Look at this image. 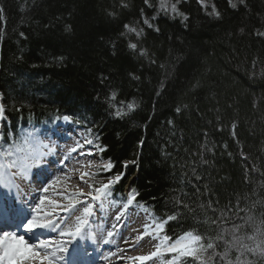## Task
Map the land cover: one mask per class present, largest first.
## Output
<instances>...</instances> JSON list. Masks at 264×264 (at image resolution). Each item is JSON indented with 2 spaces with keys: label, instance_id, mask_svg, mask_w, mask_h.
Listing matches in <instances>:
<instances>
[{
  "label": "trees",
  "instance_id": "trees-1",
  "mask_svg": "<svg viewBox=\"0 0 264 264\" xmlns=\"http://www.w3.org/2000/svg\"><path fill=\"white\" fill-rule=\"evenodd\" d=\"M170 3L183 15L159 0H0L1 134L70 116L114 165L96 181L123 173L114 196L135 189L155 216L175 215L173 239L214 237L221 212V227L252 234L264 226V0Z\"/></svg>",
  "mask_w": 264,
  "mask_h": 264
},
{
  "label": "snow or ice",
  "instance_id": "snow-or-ice-1",
  "mask_svg": "<svg viewBox=\"0 0 264 264\" xmlns=\"http://www.w3.org/2000/svg\"><path fill=\"white\" fill-rule=\"evenodd\" d=\"M199 2L202 7L207 8L205 0ZM144 3L149 4V0H144ZM229 3L236 7L232 0ZM159 11L183 15L170 0H159ZM209 14L219 15L214 5ZM184 18L187 19V16ZM144 23L152 27L147 19ZM125 28L139 35L134 27L125 25ZM129 47L134 51L137 49L136 43L130 42ZM115 99L116 94L113 93L111 100ZM127 107L131 110L134 105L130 103ZM179 111L177 108V112ZM115 114L120 116L123 112L117 108ZM3 119H6L5 108L0 104V120ZM63 120L71 122L72 118L64 116ZM55 134L60 135L59 130ZM85 145H93L100 152L105 150L99 144H94L92 139L85 138L83 141H76L62 158L49 161L47 157L55 155V146L49 147L32 133L20 137L0 134V188L8 191L15 189L19 193L23 191V182L32 193H40L31 203L23 201L19 208H13L10 215L0 219V264H85L83 258L89 253L82 248V243L91 241L96 245L97 251L101 245H110L113 238L120 235V221L124 220L127 226L136 209L145 213L146 222L143 224V232L132 229L138 233L131 241L132 246L135 247L145 236H149L151 240L147 243L154 249L146 255L128 257L141 264L148 261H152V264H246L243 259L246 254L258 251L264 254V226H255L252 234L242 233L243 225L235 221H232L230 229L223 228L221 224L228 223L231 219L224 212L211 220V224L219 229L214 237L186 231L173 239L165 231V226L177 218L175 215L166 218L155 216L136 200L139 194L135 189H130L119 202L116 201L113 186L119 183L123 173L109 177L107 183L94 179L100 172L112 170L114 165L110 160H101L97 165L94 160L82 162L77 159L79 168L69 167L73 159L72 153H77L78 156L94 155L91 149L80 151ZM94 165L96 171H91ZM76 172H80L79 183L75 191H70L68 184ZM80 183L89 190L83 191ZM209 208L216 213V209L211 206ZM234 209H239V205L226 211L232 213ZM236 215L239 220H244L238 212ZM51 233L56 234L55 238L51 237ZM124 242L129 243V240L125 239ZM249 242H253L255 246ZM115 255L117 253L111 249L101 253L104 260Z\"/></svg>",
  "mask_w": 264,
  "mask_h": 264
},
{
  "label": "rangeland",
  "instance_id": "rangeland-1",
  "mask_svg": "<svg viewBox=\"0 0 264 264\" xmlns=\"http://www.w3.org/2000/svg\"><path fill=\"white\" fill-rule=\"evenodd\" d=\"M54 129H57V128H54ZM30 132L33 134V136L36 139H38L39 141H41V142H43L45 144H49V147H51V142L55 138L54 135H53V131L52 130H50V131L49 130H43L41 132H33V131H30ZM99 163H100V161H99ZM94 171H96V170H94ZM76 175H79L80 176V173L78 172ZM69 183H71V184L74 183L75 186H76V188H77V185L79 183V179L76 178V177L74 179L72 178V180ZM72 186H73V184H72ZM79 186H80V188L83 191H87L88 190V188L85 185H83L82 183H80ZM134 212L131 214V217H130L131 219L134 218V216H135V213ZM144 221H145V219H144ZM121 224L124 225L125 224V221L124 220H121L120 221V225ZM143 224H144V222L141 220L140 223H138V224L133 225V226L130 227V232L129 233L133 236V238L136 237L138 235V233L135 232V231H133L132 229L136 227V229H139V231L142 232L143 231ZM150 240H151V237L145 236L144 239L143 240H140V241H143L144 242L143 244L146 245L145 247H147V248L144 247L145 249H148V250L151 251L152 250L151 244L150 243H147ZM152 243H155V241H152ZM151 264H152V262H151ZM157 264H159V262H157Z\"/></svg>",
  "mask_w": 264,
  "mask_h": 264
},
{
  "label": "bare ground",
  "instance_id": "bare-ground-1",
  "mask_svg": "<svg viewBox=\"0 0 264 264\" xmlns=\"http://www.w3.org/2000/svg\"><path fill=\"white\" fill-rule=\"evenodd\" d=\"M17 128L20 130L21 136L26 135L27 133H31L30 128L27 125H21V126L17 125ZM90 146H92V145H90ZM129 240H131V237H129ZM143 243H144L143 241H140L135 247H133L132 245H130L129 247L131 250H136V249L142 250L146 246ZM107 248H109V247H107ZM135 264H139V263H135Z\"/></svg>",
  "mask_w": 264,
  "mask_h": 264
}]
</instances>
